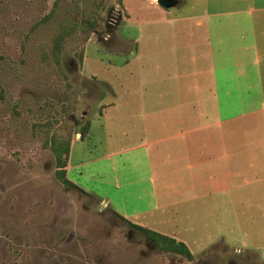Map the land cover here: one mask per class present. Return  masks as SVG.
<instances>
[{"label": "rangeland", "instance_id": "rangeland-1", "mask_svg": "<svg viewBox=\"0 0 264 264\" xmlns=\"http://www.w3.org/2000/svg\"><path fill=\"white\" fill-rule=\"evenodd\" d=\"M124 9L122 0H0V264H264V214L248 199L245 212L235 215L226 200L211 199L175 204L164 198V207L153 211L149 181L141 182L142 200L128 195L124 172L133 166L124 154L71 172L98 196L122 194V211L150 210L145 220H161L159 230L193 252L189 260L161 249L97 196L58 177L50 141L58 131L71 132L77 142L93 122L89 138L73 149L74 162L112 150L103 126L108 115H100L109 102L106 66L119 46L115 34L138 32ZM169 9L198 13L204 7ZM60 29L66 36L55 52ZM133 188L141 192L139 184Z\"/></svg>", "mask_w": 264, "mask_h": 264}, {"label": "crops", "instance_id": "crops-1", "mask_svg": "<svg viewBox=\"0 0 264 264\" xmlns=\"http://www.w3.org/2000/svg\"><path fill=\"white\" fill-rule=\"evenodd\" d=\"M122 1L138 32L115 34L119 46L106 66L109 102L100 115H108L103 126L112 150L73 161L92 122L86 136L71 142L67 177L117 216L178 241L159 230L161 220H145L164 207V198L226 200L234 215L245 212L248 199L264 214V0H177L174 6L200 3L198 13L173 12L157 0ZM128 42L134 46H121ZM122 154L133 166L124 172L128 195L142 200L140 185L149 181L152 209L122 211V194L98 196L71 178L79 166Z\"/></svg>", "mask_w": 264, "mask_h": 264}, {"label": "trees", "instance_id": "trees-1", "mask_svg": "<svg viewBox=\"0 0 264 264\" xmlns=\"http://www.w3.org/2000/svg\"><path fill=\"white\" fill-rule=\"evenodd\" d=\"M63 29L58 30V34L53 37L52 40V46L55 52H58L60 48L61 43L64 40V37L66 36V32L62 31ZM58 57V56H57ZM89 127V124H86ZM82 136L84 137L85 131L81 132ZM65 136V137H64ZM51 143L53 146L54 154L57 158V164L59 167V170L57 172V175L62 181L70 186H74L81 191L85 192L80 186L75 184L73 181H71L67 177V170L66 166L68 163V156L71 149V132H67L65 135L62 136V134L58 131L56 134H54L51 137ZM120 216V215H119ZM122 217V216H120ZM125 219L124 217H122ZM125 221L129 223L131 226H134L138 229H140L142 232H144L149 238L152 240H155V243L163 250L165 251H172L175 253H179L184 255L189 260L193 258V253L191 252L190 248L182 241H178L173 237L163 235L159 232H156L155 230L148 229L143 226H139L137 224H134L130 222L129 220Z\"/></svg>", "mask_w": 264, "mask_h": 264}, {"label": "water", "instance_id": "water-1", "mask_svg": "<svg viewBox=\"0 0 264 264\" xmlns=\"http://www.w3.org/2000/svg\"><path fill=\"white\" fill-rule=\"evenodd\" d=\"M157 2L164 8H172L177 4V0H157Z\"/></svg>", "mask_w": 264, "mask_h": 264}, {"label": "flooded vegetation", "instance_id": "flooded-vegetation-1", "mask_svg": "<svg viewBox=\"0 0 264 264\" xmlns=\"http://www.w3.org/2000/svg\"><path fill=\"white\" fill-rule=\"evenodd\" d=\"M78 189V188H77ZM80 190V189H79ZM81 191V190H80ZM81 192H83V191H81ZM83 193H85V192H83ZM146 237H147V240H149V239H151V238H149L147 235H146ZM154 241V240H153ZM156 244V243H155Z\"/></svg>", "mask_w": 264, "mask_h": 264}]
</instances>
